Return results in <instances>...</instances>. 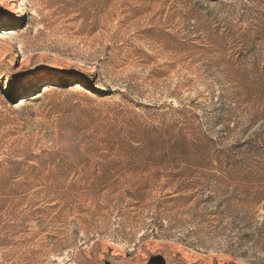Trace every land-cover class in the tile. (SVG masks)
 <instances>
[{
    "label": "rangeland",
    "instance_id": "1",
    "mask_svg": "<svg viewBox=\"0 0 264 264\" xmlns=\"http://www.w3.org/2000/svg\"><path fill=\"white\" fill-rule=\"evenodd\" d=\"M0 264H264V0H0Z\"/></svg>",
    "mask_w": 264,
    "mask_h": 264
}]
</instances>
